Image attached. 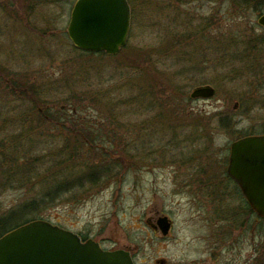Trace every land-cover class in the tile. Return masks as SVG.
Wrapping results in <instances>:
<instances>
[{
    "label": "rangeland",
    "instance_id": "rangeland-1",
    "mask_svg": "<svg viewBox=\"0 0 264 264\" xmlns=\"http://www.w3.org/2000/svg\"><path fill=\"white\" fill-rule=\"evenodd\" d=\"M72 5L73 3L65 2L41 5L36 0H0V66L2 69V71L0 70V163L4 160L3 155H7L2 150V147H6L12 152L8 165H11L13 170L10 169L11 166L8 169H0L3 172H0V184L8 181L7 187L0 186V217H5L12 211L17 213L28 203L44 199L45 206L38 207L28 215L22 214L21 211L17 217L15 216V220L9 223V226L15 227L29 220L45 221L77 235L92 237L101 244L103 249L131 252L135 264H254V260L261 257V246L264 244V222L262 220H259L255 215L249 217V241L247 244L246 241L243 242L237 237L235 240L238 243L216 240L213 236L215 225L196 218L195 215L189 213L190 206L188 207L184 201L170 195L171 188L167 181L163 180L161 167L158 166L160 170H153L150 167L140 168V166L149 164L151 159H153L152 163H161L154 161L155 159L161 161L164 154H169L163 153L165 148H170L169 150L177 154L178 151L173 149L174 147L183 149L185 146H189L183 145V142H189V140L182 136L176 138L177 142H171L176 146L173 148L169 146V140L175 137L168 133L170 129H173L168 125H173L167 122L170 117L166 107L161 110L166 120L161 121L167 122L168 125L162 123V127L156 126L165 133L153 136L150 133L152 136L150 142H145L147 139L144 138L142 139L143 143L137 141L136 138L141 136L138 132L120 131L128 133L126 134L128 139L133 137L135 140L131 142L128 140L121 142L116 140L96 141L94 143L96 145H93L96 147L92 151L86 148L80 150L73 145L75 148L71 151L77 153L78 160L82 161L80 165L83 164V166L80 171L68 175L65 179L59 178L58 175L54 176L53 168L47 169L49 159L45 158L44 152L48 155L49 149L58 150L67 141L56 139L61 133L56 130L51 131V128L50 130L47 128L48 133L37 138V119L40 120V118L31 114L28 99L20 98L18 91L10 89V83L6 79L17 72H23L21 75H23L24 83L28 81L30 87L36 88L43 82L54 83L58 80L72 78L81 68L79 66L84 68L89 66L88 71H91V66L95 67V64L98 69L102 67V71L99 70V72L103 76L102 82L105 88L127 77L126 63L118 57L116 59L104 58L91 65L87 63L88 59L86 58L75 59L78 54L74 52L66 31ZM30 6L32 9L27 11ZM179 11L188 12L191 17H201L204 19V23H213L212 29L209 30L211 36L206 33L204 38H199L195 43L199 50L195 53L199 54V57L206 56L202 55L203 53H206L207 57H213L215 53L213 46L211 51L206 49L216 41L219 27L221 30L226 29L229 33H236L235 38H239L238 34H243L241 36L244 38H240L241 42L255 40L256 35L263 34V30L256 24L257 14L253 12H249L247 18L238 20L234 25H229L225 19L219 18V15L224 11L217 15L216 6L213 4H193L182 7ZM217 18L220 19L219 22ZM180 19L181 17H179ZM164 20L163 24L166 30L171 31L173 36L177 37L181 30L178 18L176 23L172 21L173 15L172 17L168 15ZM45 21L48 23L46 24ZM159 21L162 20L152 13L136 14L134 24L131 20L130 34L133 30V37L129 41L131 46H135L137 49L158 47L160 44L159 27L156 23ZM35 28L44 30L45 36L42 38L38 36L34 31ZM51 36L53 39H50ZM38 37L40 41L37 40ZM45 38L46 41H44ZM180 46V51H183L182 55L176 54L177 48H174V55H169V60L158 63L157 70L162 75L157 78L162 81V85L159 86V89L156 88V91H163L162 88L165 84L163 82L173 79L184 87L187 96L196 88L209 86L216 89L215 96L207 101H191L186 106L187 111L192 110V112L205 114V118L202 119L204 123H212V118L218 117L215 115L230 110V114L238 118V129L242 134L264 135L263 101L256 103V107L252 111L247 107L243 111H237V103L234 101L229 103L226 100L230 98L227 95L228 91L231 88H239L240 85L233 83L231 76H228V82L220 89L214 86L217 84L216 81L213 85L202 84L211 77L214 80L215 78L221 80L222 77L216 76V74H222L225 71H217L211 68L210 64L203 66L204 71L200 70L202 68L200 64L192 66L189 70L190 64L187 61L191 60V57L197 58L198 56L190 49H186L183 44ZM39 48L46 49L50 54L45 58H40L41 55L37 54ZM176 58L182 62L177 63ZM261 59L264 62V53L259 55V62L264 64ZM76 61L78 64L73 63ZM36 73L37 82L34 80ZM244 79L249 80L248 77H244L240 79L239 83L241 84ZM11 81H15V78ZM242 88H239L240 91ZM240 91L235 93L239 94ZM253 94L258 99L264 100V88L252 89L251 95L247 97L248 100L252 98ZM261 95L263 98H259L262 97ZM159 96L164 99L162 95L159 94ZM24 110L29 112L22 116L21 112ZM86 113L84 119L89 120L93 127L96 122L97 128L103 130L102 128L105 126L102 127L100 123V119L103 118L99 117L101 113L95 108H91ZM172 113L174 115L171 117L174 118L176 114ZM155 115L156 112L153 109L147 117L152 118ZM129 120L132 125L135 123L133 117H130ZM181 122L178 124L179 127ZM231 124L230 120L229 125ZM64 125L65 127L69 126L68 123ZM18 131H22L23 134L19 136ZM174 131L182 133L187 130L177 127ZM228 131H218L217 137L212 136L213 143L210 146L212 153L216 154L220 148L231 141L230 134H226ZM73 136L81 135L77 133ZM72 144L73 141L70 140L68 145ZM122 144L126 149L122 150ZM125 144H132L133 148L127 147ZM101 145L105 146L106 151H104L109 156L106 158V166L97 156L104 152L99 149ZM71 151L69 150V152ZM137 153L140 155L136 157ZM149 158L151 159L149 160ZM37 159H41L43 165L37 166ZM124 164L131 167H125ZM90 168L98 172L97 184L90 187L85 183L83 189L74 187L72 189L70 186L73 181L78 177L85 178L89 174ZM115 173H118L116 178H114ZM27 178L32 181H26ZM47 180L48 183L55 182V187L66 183L69 191L62 197L52 194L54 201L50 203L48 196L51 192H48ZM63 180L65 181L63 182ZM58 197H61L59 201ZM164 215L166 217H162ZM158 217L166 218L169 221L171 219L173 223L172 231L165 237L158 229L154 230L150 227V223L154 224ZM220 225L219 222H216L217 227Z\"/></svg>",
    "mask_w": 264,
    "mask_h": 264
},
{
    "label": "trees",
    "instance_id": "trees-1",
    "mask_svg": "<svg viewBox=\"0 0 264 264\" xmlns=\"http://www.w3.org/2000/svg\"><path fill=\"white\" fill-rule=\"evenodd\" d=\"M36 1L41 5H51L59 2L74 4L75 2V0ZM127 2L131 8L133 24L135 23V15L143 12L155 14L160 18V20H162L159 21V23H156L159 27L158 39L160 40V44L158 47L153 49H137L135 46H131L130 42H128L127 46L120 51L121 53L113 57H108L104 54L96 55L93 53H82L72 47L74 52L78 54L77 58L75 59L82 60V58H86L88 59L87 63L90 65L97 63L104 58L116 59L118 57L121 59V61L126 63V78L124 77L123 79L118 80L116 84H110L109 87L105 88L103 87L104 83L102 82L103 76L100 73L102 71V67L98 69L95 64L97 69L91 66V71H88L89 66L84 68L83 66L78 65L81 67L78 72L72 78H68L66 80H58L54 83L43 82L42 84L40 83L36 88L30 87L28 81L23 84V91L21 92L20 96L24 99H28L30 102L29 109L31 114L37 118H40V120L37 119V138H40L43 134L48 133V130L51 128V131L56 130L61 133V135L56 139H65V141H67L65 145L58 150L49 149L50 153L48 155L44 152L45 158L49 159L47 169L53 168L52 171L54 176L58 175L59 178L65 179L68 177V175H71L72 173L74 174V172L81 170L83 164L80 165V163L82 161L78 160L79 156H77L76 152L71 151V149H74L76 146L78 147L77 149L80 150L86 148L87 150L92 151L95 149L94 147H96L93 146L96 145L94 144L96 141L116 140L121 142L128 140V142H131L135 140L133 137H129L128 139L127 136L119 138H102L97 136L76 137L73 136L75 133L135 131L141 135L136 138L137 141H141L143 143L142 139L144 138L147 139L145 142H150L154 134L165 133L159 130V128L163 126L162 123L168 125L167 122L161 121L163 120L162 118H166L164 113L161 111L164 110V107L168 109L167 114H169V117L174 115L172 113L174 112V109L176 112H178H174L176 115L179 114L184 116L187 114L186 106L188 103L183 105V107V103H172L175 101L188 100V96L184 90V87L181 84L176 83L175 79L170 81L165 80V82H163L165 83L163 86L164 88H162L164 90L161 92L156 91V88L159 89V86L162 85V81H159L160 79L157 78V76L162 75L157 70L158 63L161 61L164 62L167 59L169 60V55H174V48H177V51H175L177 52L176 54L182 55L183 51H180L179 49L181 44H183L186 49H190L196 56H198L197 58L191 57V60L188 61L184 60L190 64L188 66L189 70H191L190 68L192 66H198V64H200V66H202L200 70L204 71L205 69L203 66H205V64H210V67L217 71H225L222 74H216V76L218 75L222 77L221 80H217L216 78L214 80L211 77V79H206L202 84L213 85L216 81L217 84L214 86L217 89H220L223 88L224 84L228 82V76H231V81L237 84H240V79L247 76L248 78H256L259 75L264 77L262 71L264 66H262L259 62V55H263L264 53V34L256 35L254 38L255 40L241 42L240 38H244L241 36L243 34H238L237 36L239 38H235L236 33H229L226 29L221 30L219 27L217 38H215L216 41L212 42V45L210 44V46H208L206 49L207 51L210 49L213 50L211 48L213 46L215 51L213 57H207L206 53L202 54L206 56L199 57V54L195 53V51H199L195 43L198 42L199 38H204L206 33L211 36L209 30L212 29L213 23H204V19L201 17H191L188 12L179 11L180 8L193 4H213L216 6L217 15H219L221 11H224L223 14L219 15V18L225 19V21L229 22V25H234V23H236L238 20L247 18L249 12H253L254 14H257V16L262 15L264 13V0H127ZM31 9L32 7L30 6L27 11ZM168 15H171V17L173 15L172 21L174 23H176L177 18L178 21H180L179 25L181 30L177 37H175V35L173 36L171 31L166 30V27L163 24V21H165L164 19H166ZM222 16H224V18H222ZM179 17H181L180 20ZM219 20L220 19H218V22ZM45 23L47 24L48 21H45ZM34 31L38 34V36H41V38L42 36H45L44 30H38L35 28ZM132 37L133 30L129 36V41ZM50 39H53V37L51 36ZM50 39L49 43L51 41ZM37 40L40 41V38L38 37ZM46 40L47 39L45 38L44 41ZM37 51V54L41 55L40 58H45L48 56V54H50L46 49L39 48ZM176 62L180 63L182 61L176 58ZM73 63L78 64L77 61ZM0 70L2 71L1 66ZM6 78H8V76ZM250 78L248 80L249 83H251ZM6 80L10 83V89H14L15 84H12L11 79L9 78ZM97 81H99V83H97ZM241 83L244 82L241 81ZM245 83L247 82L245 81ZM79 86L80 88H78ZM236 91H238V89L231 88L228 93L231 94L232 100L235 101L237 99V111H243L245 107L252 111L256 105L254 103L248 104V101L245 99L247 97L244 98L241 96L240 98H236ZM159 94L162 95L164 99L160 97ZM243 99L245 100L244 102L247 103H243ZM167 101H170L171 103H167ZM91 108H95L101 113L99 117H103L100 119L102 127L103 125L105 126L102 128L103 130H100L99 127L97 128L96 122H94V127H96L94 128L90 124L89 120L84 119V117H86L85 115H87L86 112ZM153 109L155 110L156 115L152 118L147 117V115H149ZM179 109H183V111H179ZM25 110L21 112L22 116L28 114L29 111ZM225 112L215 115L222 118L217 122L204 123V120H201L199 124L202 127H200V129L191 130L200 132L228 131L230 120H228L227 117L232 115L230 114V110L229 112ZM191 115L204 117L205 114L192 112ZM130 117H133L135 122L133 125L129 122ZM144 117L145 119H143ZM135 118H138L139 120ZM66 123L69 124L68 127H65L64 124ZM182 125L184 126V124ZM211 125L213 127H211ZM47 128L49 129L47 130ZM182 129L186 130V127H183ZM169 131H173V129H170ZM150 133L152 136H150ZM68 140L73 141V144L68 145ZM29 142L30 140L27 141V145ZM73 145L75 146L74 148ZM123 145L124 144L121 146L122 150L126 149ZM125 145L127 147L133 148L132 144ZM102 147L104 148L102 149ZM99 149L106 151V148L103 145H101ZM2 150L7 153V155H3L4 160L2 163H0V169H8L9 166H11L8 165V162L12 152H10L6 147H2ZM69 150L71 152H69ZM104 152L99 153L97 156L100 158L101 163L106 166V158L109 156L106 152ZM125 155L128 156V154ZM138 155H140V153H137L136 157ZM41 159H43L42 156ZM41 159H37V166L39 164L43 165ZM3 164H5V166H2ZM10 169L12 170V166ZM0 172L3 173L1 170ZM88 173L89 174L85 178L78 177L75 179L70 187L72 189L73 187L77 189H83L85 183H87L86 185L90 187L96 185L98 181L97 170L90 168ZM25 180L28 182L32 181L30 178ZM64 181L65 180H63V182ZM49 183L47 180V188L49 190L48 192H51L48 196L50 203L54 201L52 194L62 197V195L69 191V188L67 189L66 187L68 184L66 183L56 187L54 186L55 182L51 181ZM1 184L0 186L5 188L8 186V181L6 180ZM50 186H53L54 188L51 189ZM61 197L57 198L58 201ZM28 205L26 207H22L23 209H20L17 211V213L12 211L5 217H0V238L12 230L30 222L29 220L15 227L9 226V223L14 221L21 211L22 214L28 215L38 207L45 206L46 201L41 199L37 202L36 200L28 203ZM248 212L250 217L254 216V213L250 209H248ZM261 250V257L254 260V264H264V244L261 246Z\"/></svg>",
    "mask_w": 264,
    "mask_h": 264
},
{
    "label": "water",
    "instance_id": "water-1",
    "mask_svg": "<svg viewBox=\"0 0 264 264\" xmlns=\"http://www.w3.org/2000/svg\"><path fill=\"white\" fill-rule=\"evenodd\" d=\"M264 30V14L257 19ZM131 10L127 0H76L67 25L71 44L81 52L115 56L128 41ZM211 87L196 88L191 100L210 99ZM228 173L243 198L264 221V136H250L232 144ZM163 237L170 225L157 221ZM0 264H134L129 252L103 251L97 243H81L75 234L45 221H33L0 238Z\"/></svg>",
    "mask_w": 264,
    "mask_h": 264
},
{
    "label": "flooded vegetation",
    "instance_id": "flooded-vegetation-1",
    "mask_svg": "<svg viewBox=\"0 0 264 264\" xmlns=\"http://www.w3.org/2000/svg\"><path fill=\"white\" fill-rule=\"evenodd\" d=\"M259 17V16H257ZM259 27V26H258ZM262 29V28H261ZM263 30V29H262ZM264 34V30H263ZM263 62V59H261ZM264 63V62H263ZM262 66L264 64L260 63ZM264 74V68H262ZM258 72V71H256ZM23 72H17L11 75L10 79H14L15 81L12 84H15L14 91L19 92V96L23 91V84L24 78ZM248 77V76H247ZM250 78V77H249ZM37 82V73L35 74V78ZM251 83L248 80H242L244 83L237 84L239 88L243 87L240 93H235V97H249L251 95L252 89H259L264 88V77L260 75L256 78H250ZM263 81V82H262ZM205 87V86H203ZM235 89V88H232ZM214 90V89H213ZM216 92V89L214 90ZM192 93V92H191ZM190 93V94H191ZM238 94V95H237ZM230 98L226 100L229 103H233L231 94H227ZM190 96V95H189ZM188 96L187 101H175L172 103H190L191 101H207L209 99H197L191 100ZM215 96V93H214ZM213 96V97H214ZM263 98V95H261ZM212 97V98H213ZM21 98V96H20ZM211 99V98H210ZM248 103H262L258 99L256 95H252V98L248 100L245 98ZM264 99V98H263ZM237 99L234 101L235 103ZM245 100L243 99V103ZM250 101V102H249ZM167 103H171L167 101ZM179 111H183V109H179ZM175 113H178L174 110ZM187 114L184 116L176 115L174 118L170 117L167 121L169 124L172 123L173 126L168 125L169 128L173 127L174 130L178 127L179 129L186 127L185 132H176L170 131L168 132L170 136L179 138V136L185 137L186 140L189 142H183V145H189L182 148L171 147L175 149L177 152L173 153L170 148H165L162 156L161 161L155 159L154 162H161V163H152L153 157L151 162L147 165L140 166V168H151L153 170H160L159 167L162 168L163 172V180L167 181L168 185L170 186V195L176 198H179L181 201H184L188 207L190 206L189 213L195 215L196 218L200 220L208 221L207 223H212L215 225V229L213 231V236L216 240H220L223 242L230 241L236 242L235 237L240 239L241 241H246L248 243L249 237V206L246 203L243 195L237 185V183L230 177L228 173L229 167V157H230V149L233 143L239 141L241 139L255 136L242 134L241 131L238 129V118L234 116L227 117L228 120L232 121V124L229 125V131L226 134H230L232 137L231 141L226 144L224 147L219 149V152L212 153L210 150V146L213 143V138L217 137V132H200V131H192L191 129H200V122L203 117L200 116H192V110L187 111ZM249 113V111H247ZM194 113H196L194 111ZM205 118V117H204ZM163 120L165 118H162ZM212 123L217 122L220 117L212 118ZM166 120V119H165ZM182 120V122H181ZM236 120V121H235ZM175 121V122H174ZM181 122V126L179 127V123ZM184 124V126L182 125ZM213 127V126H211ZM19 136L22 135V131H18L17 133ZM74 134V133H73ZM77 134V133H75ZM81 136H97V137H108V138H117L126 136L128 133H122L120 131L115 132H94V133H78ZM257 136V135H256ZM260 136V135H258ZM177 142V141H176ZM176 144V143H175ZM176 146V145H172ZM179 149V150H177ZM169 150V151H168ZM167 156V157H165ZM159 164V165H158ZM126 165V164H124ZM159 166V167H158ZM130 168L131 166H125ZM118 173H115L116 178ZM119 178V177H118ZM162 217H166L165 215ZM157 219H160L159 217ZM150 223V227L154 230L157 229L156 222ZM210 220V221H209ZM216 222H219L221 225L219 227L216 226ZM168 224L170 225V232L173 228V223L170 219L168 220ZM205 226V225H204ZM208 226V224H207ZM75 234V233H74ZM77 235V234H76ZM82 243H86L88 241H92L97 243L99 247L104 251H113V250H106L103 249L101 244L98 241H95L92 237H83L82 235H77ZM233 240V241H232ZM260 247V246H259Z\"/></svg>",
    "mask_w": 264,
    "mask_h": 264
},
{
    "label": "bare ground",
    "instance_id": "bare-ground-1",
    "mask_svg": "<svg viewBox=\"0 0 264 264\" xmlns=\"http://www.w3.org/2000/svg\"><path fill=\"white\" fill-rule=\"evenodd\" d=\"M169 141H170V145H169V146L173 147L172 144H171V142H172V141H175V142H176L177 139H176V138H172V139H170Z\"/></svg>",
    "mask_w": 264,
    "mask_h": 264
}]
</instances>
